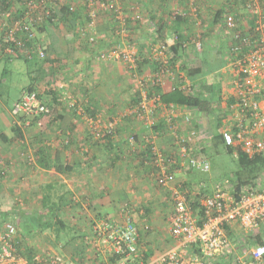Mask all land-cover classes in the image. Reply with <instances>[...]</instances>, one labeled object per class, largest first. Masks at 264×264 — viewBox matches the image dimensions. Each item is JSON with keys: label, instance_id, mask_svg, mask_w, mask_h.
I'll return each instance as SVG.
<instances>
[{"label": "crops", "instance_id": "0c3cea01", "mask_svg": "<svg viewBox=\"0 0 264 264\" xmlns=\"http://www.w3.org/2000/svg\"><path fill=\"white\" fill-rule=\"evenodd\" d=\"M38 1H43L45 6L49 2ZM79 1L74 0L75 17L70 15L58 20L59 23L32 26L34 42L24 39L26 44L45 49L44 61H39L34 54L28 59L19 58L18 54L23 56L21 52L11 55L0 51V118L14 123L11 109L18 100L10 108L5 105L9 91L6 84L21 71L28 75L45 103L51 104L55 98L60 103L53 118L48 119L52 129L47 131L41 127L35 133L42 140L38 147H47L49 169L41 166L43 161L41 164L36 160L34 168L29 169L30 163L19 155L17 146H0V193H3L0 195V240L4 225L18 217L16 238L21 242L22 251L35 245L42 253L62 254L70 264H109L106 258L109 250L101 240L96 244L92 242L89 225L98 219L119 221L125 208L138 227L137 255H149L145 262L137 261L138 264H160L159 258L172 249L189 256L195 249L180 245L169 233L170 189L152 191L151 184L156 186L148 175V168L139 164L140 156L132 157L134 150L126 141L129 134H134L135 147L141 149L138 146L149 131L136 121L122 118L117 122L116 141L108 143L93 139V134L99 130L103 132L109 120L122 115L134 88L137 89V80L121 61L98 62L95 55L111 46L127 45L136 51L140 62L144 60L143 73H147L151 69L150 47L160 41L169 47L178 39L182 49L178 52L174 72L179 83L194 84L201 94L204 86H211L216 91L212 92L215 98L220 99L217 113L211 114V118L206 115L196 119L195 126L201 130L212 120L215 131L218 117L222 126L229 124L230 112L226 108L233 104L235 96L234 70L228 54L231 33L223 28L220 17L225 11L234 12L240 28L244 29L249 26L250 18L236 0H126L122 7L124 27L114 21L110 13L99 10L94 26L95 42L90 44L86 36L80 34L86 25V7ZM135 14L140 16L139 21L133 20ZM176 17L183 18L177 20ZM54 20L56 22V18ZM120 29L125 32L118 33ZM196 40L201 42L200 49L193 46ZM198 68L201 73L190 79L187 71ZM170 88L171 83L166 81L162 91ZM21 93L22 90L20 96ZM183 111L189 112L184 108L180 110ZM158 114L160 118L167 116L165 110ZM1 115H7V118ZM152 132L158 147L166 152L174 150L167 127L161 125ZM65 135L69 136V144L66 140L63 143ZM203 144L199 138L194 147L198 150ZM57 152L59 160L51 156ZM58 166L69 170L60 173L54 168ZM216 179L211 172L208 175L194 171L176 174V182L185 186L205 182L206 194L211 193ZM44 197L54 208L63 202L72 206L63 219L68 222L69 230L79 236H72L65 248L61 243L55 244L57 232L49 221L51 216L45 215ZM38 224L51 227L43 230ZM236 233L232 236L237 237ZM80 234L88 235L83 240ZM46 235L47 242L42 240ZM235 241L230 242L231 255L221 254L207 264H225L226 259L227 262L236 260L235 264H238L237 259L245 247H249V242L242 245L240 240ZM130 259L119 264L136 263Z\"/></svg>", "mask_w": 264, "mask_h": 264}, {"label": "built area", "instance_id": "2783aa9c", "mask_svg": "<svg viewBox=\"0 0 264 264\" xmlns=\"http://www.w3.org/2000/svg\"><path fill=\"white\" fill-rule=\"evenodd\" d=\"M48 1L45 6L43 1L38 0H6V3L11 5L0 11V51L3 47L6 53L13 55L23 52L26 56H31V53L36 51L39 57H45L42 47L30 45L31 47L27 48L24 39L34 42L32 26H44L45 22L52 20L50 7L68 3L67 0ZM80 1L86 7V25L80 34L86 36L88 43L95 42L94 26L99 10L113 13L114 19L124 27L122 7L126 0ZM236 1L243 7L248 19L250 18V24L245 29L240 28L236 14L231 11H225L222 16L221 25L231 33L229 51L233 56L231 63L237 81L235 103L230 107L229 124L220 130V136L223 146L234 150V156L237 151H241L249 158H264V0ZM68 8L71 12L75 11L74 4H68ZM193 15L196 16L195 10ZM135 19H140V16L135 14L133 20ZM119 32L124 33L122 29ZM196 48L200 49V43H196ZM154 53L162 64L158 73L166 74L171 83L174 73L168 68L165 52L155 49ZM95 59L98 62L121 61L128 70L136 68L137 60L135 52L119 45L106 51H98ZM158 73L138 77L137 84L144 78L163 87L165 82L160 81ZM131 74L137 77L135 73ZM157 101V95L148 100L145 96L140 105L141 112L133 111L137 121L144 120L145 129L149 130L156 120L153 114L160 106ZM174 108L171 105L169 111L165 110L172 117H168L166 122L170 125L174 150L166 152L160 149L151 141L152 136L147 134L144 137L145 143H142L140 148L146 151L145 163L154 168V183L160 188L170 189L171 237L180 245L191 246L195 250L189 256L178 252L177 249L168 250L158 261L160 264H207L214 257L227 255L230 253V239L226 228H229L231 233L237 231L242 245L250 238L249 247H245L244 253L237 259L238 264H264V190L255 192L242 189L235 195L230 188L229 179L224 178L213 185L210 194H206L205 182L193 187L176 182V174L179 172L208 174L210 163L194 147L199 138L204 136L203 131L192 126L188 115L182 116V126L179 125L177 120L181 115H178ZM36 111L47 113L49 108L35 93H26L22 95L19 103L15 104L13 113ZM114 125L115 122L108 123L105 128L112 129ZM130 142L134 141L130 139ZM194 199L199 200L200 214L194 211L190 204ZM121 213L122 218L119 221L109 223L101 220L95 227L102 234L101 243L106 245L112 255L129 257L137 251V230L132 225L128 213L125 210ZM12 233L10 228L3 238L0 264H29L9 250L6 239ZM257 238H262V241L255 242ZM36 260L38 264H69L55 254Z\"/></svg>", "mask_w": 264, "mask_h": 264}, {"label": "trees", "instance_id": "16d2710c", "mask_svg": "<svg viewBox=\"0 0 264 264\" xmlns=\"http://www.w3.org/2000/svg\"><path fill=\"white\" fill-rule=\"evenodd\" d=\"M68 4H74V0H68V3L64 6H60L58 7H50L51 10V14H52V20H48L47 22H45V24H53V23H59L58 20H64V18L69 17L70 15H74L73 17L76 16L77 12H71L68 8ZM11 4L9 2L6 3V0H0V11L6 9L7 7H9ZM111 14V18L114 17L113 13ZM224 13H222L223 16ZM222 16L220 17V22L222 21ZM56 18V22L55 19ZM177 20H181L183 17H176ZM140 19H135L134 21H139ZM116 21V19L114 20ZM219 22V23H220ZM126 29V28H125ZM125 32V30H124ZM158 35H160L158 33ZM1 38V37H0ZM196 43H200V48H201V42L200 40H196L193 44L194 48H196ZM27 48H30V44H26ZM230 47V44H229ZM163 50L164 55H166V61H167V65L168 68L174 73V77L173 80L171 81V88L167 91H162L163 87L161 85H159L158 83H153L152 82H148L146 79H141L140 84H137V89L134 88V91L132 92V96L130 97V99L126 102L124 109L122 110V115H120L119 117L113 118L111 120H109L110 122L108 123H114L115 125L113 126L112 129H104L103 132L96 131L93 134V139L97 142H110L113 143L114 140L116 141L117 138V122L118 119L120 121V119L122 118H128L131 119L132 121H136L138 124H140L141 126L145 127L144 125V120L142 121H137V118L135 113L133 111L136 112H141L140 109V105L143 101V98L146 96L147 100L152 98L154 95H157L158 97V101L157 104H160L159 107H157L154 111V118L156 120L153 121V124L151 126V128L148 130V134L151 137V141H154L153 143H155V145H157V139L154 138L155 134L152 132L153 129L160 127L161 125H163L164 127H167L168 132L170 133V125L167 124L166 120L168 119V117L172 118L171 115H168L167 111V116H165V118H160L158 112H160V110H170V106L173 105L175 108L174 110L178 112L179 116L178 118V122L179 125L181 123V118L182 116H186L188 115L192 126L196 129H198L195 126L194 121L198 118H204L206 115H211V114H215V112L217 113L219 107H220V99H218L217 97L215 98V93L213 94L212 92H216L212 90V87H208V86H204L202 94L200 91H198V89L195 87L196 85H184L179 83V78L176 76L175 71V62L177 60V55L178 52L181 51L182 49V44L178 41V39L175 40V42L173 43V45L171 46H167L165 42H159L158 44L152 45L149 49L150 55H149V61L151 64V69L149 71H147V73H143V61L140 62V57L138 56V54L136 53V68L134 70H128L129 73H135L137 75V77H134L135 79H137L138 77H141L142 75H152L153 73H158V70L160 69L159 67L162 65L159 63V61L157 60L154 50ZM197 49V48H196ZM1 51L5 52L3 47H1ZM43 52L45 54V49H43ZM23 54L20 55L18 53L19 58H28L30 59L33 54L34 57H36L39 61H44L46 58H41L39 57L38 53L36 51L31 53V56H26L23 52H21ZM13 54V55H15ZM228 54L230 56V65L234 70V66L232 65L231 61H232V55L228 49ZM12 55V54H11ZM146 61V60H145ZM188 73L187 76L192 79L194 76H196L197 74L201 73V69H190L187 71ZM235 72V70H234ZM158 77L160 78V81L162 82H166L168 81V77L166 76V74L164 73H158ZM134 76V75H133ZM236 76L234 73V85L236 83ZM33 83H30V85H28L25 89H22V93L21 96L19 98V100L17 102H15V104L19 103V101L21 100L22 95L26 94V93H35L37 98L43 103L45 104L48 108L49 111L46 112H19V113H13L15 104L13 105L12 109H11V115H12V119L14 121V123L12 122H8L7 120H5L6 127L8 129V131L10 132V136H7L6 134H0V146H3V144L5 145H15L17 146V151L19 150V155L22 156V158L26 161L30 163V157L29 154L27 153H31L35 158V160L38 163L42 164V161L44 162L43 165L45 168L49 169L50 168V164L48 162V157L46 156L47 152V147H38L39 144L41 143V138L40 137H36L29 140V143L26 141L25 138V129H27V127L31 126V123L33 124L35 119H43L45 117H48L49 119L52 117L54 113L57 112L58 110V106H59V102L56 100V98L54 99L53 103L49 104L44 102V99L42 97V95L37 91V89L35 87L32 86ZM205 84V83H203ZM185 87V88H183ZM146 93V95L144 96V94ZM235 93H236V89H235ZM213 94V95H212ZM235 103V96H234V102ZM232 105V104H231ZM230 106L227 105V112H230ZM186 109L189 110V112H184L181 113L180 110L181 109ZM132 114H131V113ZM229 113V115H230ZM51 118V119H52ZM216 121V130L213 131V133H208L209 135V139H207V141H204V137L201 138V141L204 142V144L202 145L201 148H199L198 150H200V153H202V155H204L206 157V159L209 161L210 163V172H212L213 170L216 169V163H214L213 158L214 156L218 155L220 152V149H223L225 151V153L227 155L233 156L234 159L237 162V167L235 170L230 171V173H224L219 179H216V182H221L224 178H228L230 181V188L232 190V193L235 195H238V192H240L242 189L244 190H248V191H255V192H259L264 190V158L263 157H253V158H249L247 155H245L243 152L241 151H237L236 156H234V150L233 149H229V148H225L223 146L222 143V137L220 136V130L222 128H224V126H222L221 124V118L218 117V119H215ZM49 123V122H48ZM180 126V127H181ZM179 127V128H180ZM199 130V129H198ZM202 131V129L200 130ZM171 142L173 137L170 136L169 137ZM130 139L133 140L134 142L131 143ZM145 139V138H144ZM142 140L143 144L145 143V140ZM70 143L69 141V136L65 135L63 137V143ZM69 141V142H68ZM126 141L131 145V147L133 148L134 152H132V157L139 158L138 156H140L139 159V164L147 167L148 168V175L149 177L152 179L153 181V167L151 165H149L148 163H145V157H146V151L144 149H137V147H135V143H136V137L134 134H129V136H127ZM210 144V148L211 150L209 151V153L206 152V150L204 149L205 144ZM19 147V148H18ZM140 148V144L138 146ZM160 148V147H159ZM161 149V148H160ZM55 155H51L53 157V159L59 160V155L58 152L54 153ZM87 154V152H85V155ZM51 157V159H52ZM32 163V162H31ZM31 163L29 164L30 167L29 169L34 168L33 165H31ZM52 165V164H51ZM32 167V168H31ZM56 171L60 172V173H67L68 172V167L65 166H58V167H54ZM212 169V170H211ZM210 172L208 174H210ZM208 174H204V175H208ZM216 177V175H215ZM154 183V181H153ZM154 185L159 188V189H164V188H160L158 187L155 183ZM183 185V184H182ZM185 186V185H184ZM187 186V185H186ZM190 186V185H188ZM42 204H43V209L46 210V216L49 215L51 216L49 218V221H51L52 227L55 229V231L57 233L61 232V230L66 229V227L69 228V224L68 222L64 221V216L65 213L70 209V207H72L69 204H67L66 202L61 203L59 206H56L55 208L53 206L50 205V201L48 198H43L42 199ZM192 205V208L194 209V211H196L197 213L200 214V206H199V200L198 199H194L192 201V203H190ZM125 210V208L123 209ZM122 210V211H123ZM130 216V220L133 226H135L136 230H137V238H136V245H137V251L135 254L131 255V256H122V255H112V253L110 251L107 252V261L109 262V264H119L120 261L122 260H128L130 258V260H133L134 264H138L137 261L142 260L143 262L146 261V259L148 258V254L144 255L143 257H140L138 254V238H139V231H138V227L137 224L134 222L133 218L131 217L130 214H128ZM12 218V217H11ZM105 221V222H109V223H113L115 221L110 220V219H98L96 220L94 223L90 222L89 225V229H90V235H91V239L92 242L94 244L97 243V241H100L102 238V234L99 230L96 229L95 224L99 221ZM7 222V221H6ZM19 222V218L18 217H14L12 219H10L8 221V223H6L4 225V233L1 237L0 240V253H1V247L4 243L3 238L5 237L6 233L9 231L10 228H12V234L11 236L6 239L7 240V244L10 246L9 250L12 252L13 255L20 257L24 260H26L29 264H38L36 258H47L49 255H53L52 253H42L40 250H38L36 248L35 245H32L30 248H27L25 251H22L21 247H20V241L19 239H17V234H16V228L18 226ZM38 226L41 229H45L47 230L50 226H48L47 224H45L44 226L38 224ZM144 230H148L147 227H144ZM226 231L228 232V236L229 239H232V233L229 230V228H226ZM148 232V231H147ZM74 236H79L78 233L73 232ZM81 235V234H80ZM88 235V234H87ZM87 235L83 236L81 235L82 239L84 240L85 237H87ZM15 237V238H14ZM248 241H246V243L249 242L250 238H247ZM15 240L18 242L17 244H15ZM36 240H38L36 238ZM43 241H49L48 236H44ZM94 240V241H93ZM246 240V239H245ZM55 244L56 243H60L57 241V239L55 238ZM234 241V240H233ZM262 238H257L255 242H261ZM53 242V241H52ZM70 243V241H69ZM68 242H65V244H62L61 247H67L69 246ZM64 247V248H65ZM63 249V248H62ZM79 253V252H78ZM57 255V254H55ZM63 262L68 263L67 258L64 257L62 254H58L57 255ZM130 260L128 262H130ZM78 262V261H77ZM127 262V261H126ZM70 264V263H69ZM74 264V263H72ZM77 264H83V263H77ZM127 264V263H125Z\"/></svg>", "mask_w": 264, "mask_h": 264}, {"label": "rangeland", "instance_id": "374dc122", "mask_svg": "<svg viewBox=\"0 0 264 264\" xmlns=\"http://www.w3.org/2000/svg\"><path fill=\"white\" fill-rule=\"evenodd\" d=\"M68 1V0H67ZM81 2V1H79ZM114 46H111L107 49H111L113 48ZM126 49H128L129 51H132V52H135L131 47L125 45L124 46ZM23 72V73H22ZM221 76V73L218 71V80H220ZM30 84V81H29V77L28 75H26L25 71H21V74L19 75H14L10 81L6 84V87H8L9 91H8V97H7V100H5L6 102V106L8 108L12 107L13 103L17 100H19V96H20V92L22 89H25L28 85ZM6 99V98H4ZM49 105V104H48ZM3 118H7V115H1ZM209 118H211V116H209ZM48 117H45L42 119H35L34 123L32 124L31 123V126L30 127H27V129H25V138H26V141L29 143V140L35 138L36 136V130L37 129H40L41 127H45V130L49 131L52 129V126H49L48 125ZM46 121V122H45ZM45 123V125L43 126V124ZM212 123L213 121L210 120L208 122V124H205L206 127H204L202 129L203 133H204V141H207V139H209V135L208 133H213L214 131V128L212 126ZM6 122L4 119L0 118V134H6L7 136H10V132L8 131L7 127H6ZM30 144V143H29ZM204 149L206 150L207 153H209V151L211 150L210 148V144H205L204 146ZM29 154V157H30V163L31 165H33V162L35 161V157L29 152L27 153ZM53 154V153H52ZM213 162L216 163V169L213 170L211 173L216 177L217 179H219L224 173H230V171L232 170H235L236 167H237V162L236 160L234 159L233 156H230V155H227L225 153V151L223 149H220V152L218 155L214 156L213 158ZM209 185V183H207ZM151 189L152 191H156L158 190L157 187H153L152 184H151ZM151 191V192H152ZM159 191V190H158ZM3 194V193H0V195ZM66 196H68V194L66 193L65 194ZM237 230V229H236ZM55 238L57 239L58 242L62 243V244H65V242H68L69 243V240L73 235V232L69 230L68 227H66V230H62L60 233H55ZM235 234H233L232 237H234ZM235 239H238L239 240V236L237 237H234V238H230V242L233 244V243H236ZM234 240V241H233ZM242 248V247H241ZM232 251L230 250V253L229 255H231ZM60 254V253H59ZM225 256V255H224ZM228 256V255H226ZM231 258V257H230ZM228 259H226V263L225 264H235V261L234 260H230L227 262Z\"/></svg>", "mask_w": 264, "mask_h": 264}]
</instances>
